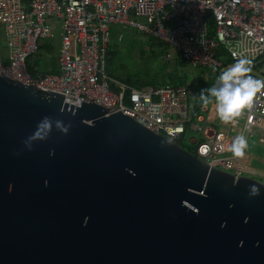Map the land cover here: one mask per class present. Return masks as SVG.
Here are the masks:
<instances>
[{
    "label": "water",
    "instance_id": "95a60500",
    "mask_svg": "<svg viewBox=\"0 0 264 264\" xmlns=\"http://www.w3.org/2000/svg\"><path fill=\"white\" fill-rule=\"evenodd\" d=\"M68 97L0 75V264H264L263 182Z\"/></svg>",
    "mask_w": 264,
    "mask_h": 264
},
{
    "label": "built area",
    "instance_id": "2783aa9c",
    "mask_svg": "<svg viewBox=\"0 0 264 264\" xmlns=\"http://www.w3.org/2000/svg\"><path fill=\"white\" fill-rule=\"evenodd\" d=\"M111 24L130 26L174 48L193 67L224 71L240 59L250 64L264 57V0H0L6 48V58L0 57L1 76L67 94L69 105L91 101L121 110L157 133L181 140V145L186 131L195 130L200 134L191 139L196 156L242 175L243 155L229 152L228 144L244 134L247 143L264 146V88L233 120L223 121L215 112L212 122L218 126L209 124L202 113L210 117L214 100L197 112L194 108L193 114L185 85L136 87L106 73ZM53 28L59 30L56 72L31 73L27 58L43 39L53 37ZM226 61L231 64L225 66Z\"/></svg>",
    "mask_w": 264,
    "mask_h": 264
},
{
    "label": "rangeland",
    "instance_id": "374dc122",
    "mask_svg": "<svg viewBox=\"0 0 264 264\" xmlns=\"http://www.w3.org/2000/svg\"><path fill=\"white\" fill-rule=\"evenodd\" d=\"M140 20L143 21L142 18H140ZM52 31L54 34L53 37L43 39L39 48L27 58V67L33 73L56 72L57 54L59 48V30L53 28ZM119 34L123 35L121 40L117 39ZM164 49V45L153 41L149 35H145L135 28L130 26L124 28L123 26L116 24L110 25L108 57H110L111 61H113L116 65H119L118 67H121L122 64H125L126 66L129 65L131 70L140 72L142 74L144 72L151 74L163 62L164 64L171 65L172 63L170 64V62H173V60L178 58L175 49L169 46L168 51L171 54V59L166 60L165 55L164 58H162L159 54H161ZM5 52V39L2 27L0 26V53L4 55L6 54ZM233 64H231L230 67ZM252 65L253 64H247V66L251 69L250 73L248 74L264 80V62L259 65V67H261L260 69L253 67ZM184 68V72H186L190 77L189 82L192 79H194L192 81H198L200 79L203 80L206 77L207 79L215 80L218 77L215 68L193 67L186 62ZM189 88L191 90L190 93L192 94V96L189 98V106H193L199 100V95L196 90L193 91L192 87ZM213 104L214 106L210 107L209 110V113H211L210 117L208 114L202 113L203 115H207L209 123H211L213 120V114L217 112L215 100ZM242 125L243 122L241 120L240 125L236 130L237 133L242 130ZM219 127L222 131H224L226 128L225 125H220ZM199 137L200 134L197 131L188 130L183 136L182 145L186 148H191L194 150L196 143L191 142V139L196 138L198 140ZM241 164L243 166V175L252 177L264 183L263 145L256 143L254 140L248 142V147L244 151Z\"/></svg>",
    "mask_w": 264,
    "mask_h": 264
},
{
    "label": "clouds",
    "instance_id": "9594fccd",
    "mask_svg": "<svg viewBox=\"0 0 264 264\" xmlns=\"http://www.w3.org/2000/svg\"><path fill=\"white\" fill-rule=\"evenodd\" d=\"M247 64L248 61L245 59L238 60L219 74L212 87L201 90L202 93L207 92L203 100L205 105L210 98H214L217 114L223 121H231L239 116L254 94L264 88V81L248 74L251 69ZM247 147L248 143L244 134L237 135L230 144V150L235 156H242ZM257 191L253 186L252 194H257Z\"/></svg>",
    "mask_w": 264,
    "mask_h": 264
},
{
    "label": "trees",
    "instance_id": "16d2710c",
    "mask_svg": "<svg viewBox=\"0 0 264 264\" xmlns=\"http://www.w3.org/2000/svg\"><path fill=\"white\" fill-rule=\"evenodd\" d=\"M151 39L154 40L152 37H151ZM157 43L162 44L160 42H157ZM162 45L165 46V49L159 55L162 58H164V55H165V58H166V53L168 52L169 49H168L167 45H165V44H162ZM108 53H109V50L107 47L106 60H105V71H106V73L108 75L113 76L114 78H117L118 80L126 82L130 85H133L136 87H143V86H148V85H159V84H164V83H169L172 85H185L188 89L189 98L192 96V94L190 93L191 90L189 87H192L193 91L196 90L198 92V95H199V100L195 103V105L190 106L191 109L193 110V114H194V108L196 109V112H197L198 107L204 103L203 102L204 97L207 96V92L205 91L202 93L201 90L212 87L213 84L217 80V79L210 80V79H207L205 77L203 80L200 79L198 81H192V80H194V79H192L189 82L190 77L186 72H184L185 62L179 57L176 58L175 60H173V62L171 61L170 62V64L172 63L171 65L164 64V62H163L151 74H149L148 72H144L142 74L140 72L131 70L129 65L126 66L125 64H122L121 67H118L119 65H116L113 61H111V58L108 57ZM166 60H169V59H166ZM263 62H264V57H259V58L255 59L253 62H251L250 64H253L252 65L253 67L260 69L261 67H259V65L262 64ZM229 64H231L230 61H226L224 63L225 66H228ZM221 72H222L221 70L216 69V74L218 76ZM31 73H33V72H31ZM211 100H214V98H210L209 102ZM184 148H186V147H184ZM186 149L192 153H195V148H194V150H192L191 148H186Z\"/></svg>",
    "mask_w": 264,
    "mask_h": 264
},
{
    "label": "crops",
    "instance_id": "0c3cea01",
    "mask_svg": "<svg viewBox=\"0 0 264 264\" xmlns=\"http://www.w3.org/2000/svg\"><path fill=\"white\" fill-rule=\"evenodd\" d=\"M153 41H155V40H153ZM5 51H6V48H5ZM5 53H6V52H5ZM0 57H1L2 59H5V58H6V54L3 55L2 53H0ZM209 124H213V125H215L216 123H215V122H211V123H209ZM215 126H217V125H215ZM219 128H220V127H219ZM224 130H226V128H225ZM230 144H231V143L228 144V149H229L228 151H229V152L231 151V150H230Z\"/></svg>",
    "mask_w": 264,
    "mask_h": 264
}]
</instances>
